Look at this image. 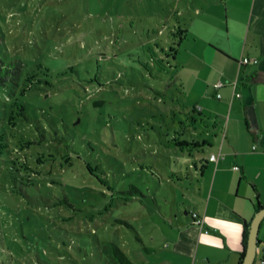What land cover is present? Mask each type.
<instances>
[{"label":"rangeland","instance_id":"374dc122","mask_svg":"<svg viewBox=\"0 0 264 264\" xmlns=\"http://www.w3.org/2000/svg\"><path fill=\"white\" fill-rule=\"evenodd\" d=\"M214 2L0 0V59L23 63L19 85L0 87V134L20 103L32 120L56 125L69 154L45 158L43 142L9 121L19 137H9V155L39 182L14 197L0 181V264H106L101 242L133 263L156 261L148 253L163 249L191 202L199 205L193 191L212 150L166 142L187 131L221 139L222 118L209 110L193 114L210 121L195 132L181 125L204 85L169 52L181 29L197 35L198 11ZM59 199L67 204L52 207Z\"/></svg>","mask_w":264,"mask_h":264},{"label":"crops","instance_id":"0c3cea01","mask_svg":"<svg viewBox=\"0 0 264 264\" xmlns=\"http://www.w3.org/2000/svg\"><path fill=\"white\" fill-rule=\"evenodd\" d=\"M213 5L207 13L205 6L198 11L204 25L197 35L179 31L172 59L204 85L193 108L199 115L209 110L222 118L221 139L209 142L210 155L220 158H203L207 165L201 164L193 191L201 201L191 202L161 251L148 253L158 254L152 264H241L256 207H264V0H216ZM243 59L256 63L242 64ZM218 82L224 86L217 90ZM251 108L257 127L249 120ZM254 264H264V219Z\"/></svg>","mask_w":264,"mask_h":264},{"label":"trees","instance_id":"16d2710c","mask_svg":"<svg viewBox=\"0 0 264 264\" xmlns=\"http://www.w3.org/2000/svg\"><path fill=\"white\" fill-rule=\"evenodd\" d=\"M180 38V37H179ZM179 44V41L178 43ZM176 48H170L169 52L171 57L176 53ZM23 63L19 60H14L10 62H6L0 59V87H7L9 84L12 86H18L20 80V74L22 72ZM157 95L161 94L157 92ZM162 96V95H161ZM102 103V101H96ZM18 113L17 117L14 114H9L7 119L8 128L4 130L2 135L0 134V181L3 188V195L8 196L10 191L11 195L19 196H27V188L34 193L36 185L39 182V179H34L25 173V169L20 166L19 162L10 157V151H8L9 146V137L13 136L14 138L18 137L15 135L13 128L9 125V121H18L21 122L22 125L27 127L30 131L33 132V135L36 138H39L43 143H40L41 149L44 151L45 158H57L61 159L69 158V154L67 153V147L65 144V136L59 129L56 128V125L48 124L43 125L40 121L32 120L26 112L25 106L20 103L17 104ZM198 114V111L193 108L191 111L184 112L187 115L186 120H182L181 125L183 128L192 129L194 132L197 130L196 125L206 123L205 120L195 116L193 114ZM199 134V135H198ZM194 134L192 131L186 132V139H178L174 138L172 142H166L168 146L174 145L178 146L181 141L186 145L185 147L191 153L194 151L200 152L202 146H211L209 141L204 138H200V133ZM15 135V136H14ZM19 138V137H18ZM34 144H38L37 140L33 141ZM179 142V143H178ZM36 144V145H37ZM55 145V146H54ZM57 146V147H56ZM180 146V145H179ZM38 159V158H37ZM87 170L92 171L89 166L86 168ZM31 178V179H30ZM100 182L102 180L98 178ZM34 183H32V181ZM24 188V189H23ZM135 191H139L135 186H131L129 192L133 193ZM63 204H67L65 200H60L58 202H54L52 207H61ZM257 208V211L261 208ZM99 250L104 258L106 264H136L133 263L127 255L121 250L119 246L112 242H101L98 244ZM148 252L149 250L146 249Z\"/></svg>","mask_w":264,"mask_h":264},{"label":"water","instance_id":"95a60500","mask_svg":"<svg viewBox=\"0 0 264 264\" xmlns=\"http://www.w3.org/2000/svg\"><path fill=\"white\" fill-rule=\"evenodd\" d=\"M101 104L102 103L96 102L95 106H100ZM248 116H249L251 126L257 127L254 111L252 108L249 110ZM263 219H264V207H262L261 209H259L256 212V214H255V216L251 222L249 232H248L246 251H245V254H244V257H243L241 264H254L257 249H258L259 227H260V224H261Z\"/></svg>","mask_w":264,"mask_h":264},{"label":"built area","instance_id":"2783aa9c","mask_svg":"<svg viewBox=\"0 0 264 264\" xmlns=\"http://www.w3.org/2000/svg\"><path fill=\"white\" fill-rule=\"evenodd\" d=\"M241 62H242V64H247V63H249V62L256 63V60L243 59ZM223 86H224V85H223V83H221V82H218V83L214 84V88L217 89V90L220 89V88H222ZM233 86H236V83H234ZM236 96L239 97V94H237ZM220 97H221L220 94H217V98H220ZM196 108L199 110V107H196ZM219 158H220L219 155L211 154L210 157H209V160H210V161L217 162V161L219 160ZM192 218L194 219V221H195L198 225H202V224H203L202 220L198 218V216H197L196 213H193V214H192ZM205 233H208V231H205Z\"/></svg>","mask_w":264,"mask_h":264}]
</instances>
